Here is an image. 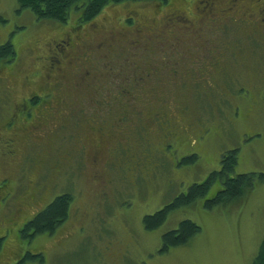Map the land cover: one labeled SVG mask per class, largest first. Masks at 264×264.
Here are the masks:
<instances>
[{"label":"rangeland","instance_id":"obj_1","mask_svg":"<svg viewBox=\"0 0 264 264\" xmlns=\"http://www.w3.org/2000/svg\"><path fill=\"white\" fill-rule=\"evenodd\" d=\"M156 1L111 5L82 23L77 22L80 12L72 11L59 23L37 20L16 0H0V45L9 41L16 52L13 61H0V181L7 178L11 190L0 213V229H6L0 264H16L27 252L33 257L19 264L253 261L264 238V181L256 177L254 187L236 200L209 209L198 198L173 208L155 229L144 227L143 216L218 169L224 152L237 151L230 176L264 173V15H256V3L251 7L240 0L232 16H227L231 10L223 13L203 0H193V8L191 0H183L181 8L192 10L187 20L168 11L178 0ZM135 11L159 21L164 15V24L158 21L147 34L123 27ZM101 33L121 37L122 43L111 40L115 47L109 52ZM57 38L72 42L63 49L65 56L56 55L52 39ZM209 42L215 43L213 54ZM47 56L53 64L49 71L43 61ZM79 59L84 61L80 68L74 63ZM72 63L67 82H61L66 90L47 82ZM151 70L156 73L148 74ZM78 79L85 82L81 87ZM132 84L147 87L131 90V98L119 103L121 90ZM46 88L56 93L49 97L59 107H48L46 101L49 115L33 134L21 127L24 118L18 120L25 111L22 104L30 94L43 97ZM102 98L105 110L99 112ZM127 107L133 124L127 128H135L124 139L116 137L112 158L111 150L88 136L95 128L91 120L100 122V113L111 119ZM119 133L125 134V128ZM172 133L175 142L165 150L163 142ZM193 154V163L182 162ZM66 192L74 201L53 233L25 231L31 217ZM183 219L198 224L200 233L184 246L159 253L162 233Z\"/></svg>","mask_w":264,"mask_h":264},{"label":"trees","instance_id":"obj_2","mask_svg":"<svg viewBox=\"0 0 264 264\" xmlns=\"http://www.w3.org/2000/svg\"><path fill=\"white\" fill-rule=\"evenodd\" d=\"M156 0H16V3L18 4V7L20 9H27L37 20L42 21H55L59 23H65L66 19L68 18V15L74 11V12H80L79 13V20L77 22H87L93 19V17H96L105 7L116 5V4H123L127 2H151ZM161 2H157L159 4L164 5L168 0H160ZM183 0H178L177 2L173 4L172 9H169L168 11L171 13L177 14H184V17L186 19L188 18L189 12L192 13V10L189 9V11L185 12V9L181 8ZM192 3V0H191ZM190 7V6H189ZM19 10V9H18ZM137 11L134 12V14H128L127 20L128 24L123 25V27H134V30L140 31L143 30L146 34L149 30L153 31L156 30L158 27V21L159 19L156 17L145 19L142 18ZM135 15L134 18H131L130 16ZM165 18V16H162ZM161 17L160 19V25L164 24V20ZM1 20V19H0ZM190 20V19H189ZM233 24V23H232ZM223 26V25H222ZM139 27V28H138ZM218 26H213V29H217ZM140 29V30H138ZM146 29V30H144ZM95 33V32H94ZM11 34H15V31H12ZM103 33L100 34L106 50H110L115 47V45L111 42V40H118L120 44L122 43L121 37L117 38H111L107 37V34L105 33V38L102 37ZM81 37V36H80ZM107 38V39H106ZM214 42V40L212 39ZM209 42L207 44V48L210 50L209 52L213 54L214 50L210 47V45L214 46L215 43ZM217 44H222V40H219ZM219 46V45H217ZM117 50V48H115ZM114 50V51H115ZM110 52V51H109ZM16 58V52L14 50V47L12 43L9 41H5L0 45V61L1 62H11ZM90 62V59H88ZM67 63L69 59H66ZM74 63H78V67L80 68L84 64L82 60L76 61ZM74 65L73 63L70 64L67 68L72 67ZM67 71V69H66ZM154 74L153 72H148V74ZM66 78V75H65ZM58 79L64 80V75L61 73V75L58 76ZM67 82V81H66ZM78 83V86H82L84 83L78 79L76 80ZM135 83V82H134ZM132 86H135L134 88H124L120 92V98L119 101L115 98H113V101H117L119 103H122L123 97L131 98V94L133 92H130L131 90H140L147 86H140L138 84H132ZM152 90V88H149ZM66 90V88H65ZM147 90V89H146ZM101 105V108L99 109V112H103L105 110L104 104L105 101L103 98L98 102ZM53 106L59 107V103H54ZM62 105H60L61 107ZM130 107H127V109L121 111L119 115H123V117H126L131 114ZM65 110V109H64ZM97 113V112H96ZM96 115V114H95ZM94 115V117H95ZM156 118H159V114L155 116ZM127 118V117H126ZM91 120L92 125L95 128H92L91 131L88 133V136H92L95 143L97 145H104L106 149L111 150L110 156L112 155V158L114 156V150H115V143L117 142V138L119 140L126 138L128 135H130L134 128H125L126 133H119L116 135L111 136L110 138V144L107 142L109 141L108 135L107 137L103 136V134H100V129L104 130L109 125V119L103 114L100 113V122H97L95 120ZM102 132V133H103ZM103 138H106L107 140H103ZM173 133L170 134L169 138H165L163 142L164 149L171 147L172 141L175 142V139H173ZM170 141V143H169ZM113 147H111V145ZM197 154V153H196ZM196 154H193L194 158H182V162L188 161V163H193L196 159ZM237 151L231 150L222 153L221 159H220V166L218 169H215L206 174L204 179L200 183H193L191 184L185 191L186 194H180L174 197V199L164 205L162 208L155 211L152 215H144L143 216V225L147 230H152L160 226L164 220L166 219V216L169 211H171L175 207L179 206H186L193 204L198 198H203V206L205 208H212L215 204H226L233 200H236V198L241 197L243 194L247 193L250 189L254 187V177L258 178L260 181H264V173H259L256 175L255 173H245V174H230L234 172V168L237 165V159H236ZM95 156V154H94ZM93 156V157H94ZM109 156V158H110ZM106 157L103 158L105 161ZM144 160V159H143ZM216 184V189L210 188L213 184ZM214 184V185H215ZM211 195L208 197L205 195L206 193ZM73 195L69 192L59 194L55 196L44 208H42L40 211H38L31 219H29L24 225V229L27 232H30V235L40 234V233H53L60 223L68 218V215L70 213L72 204H73ZM201 228L198 224H196L193 221H190L188 219L181 220L177 227L174 229L167 230L166 232L162 233L161 236V247L159 248V253H166L169 251L172 247H179L186 245L192 238H194L198 233H200ZM29 235V236H30ZM23 257L26 258H32L33 256L31 254H28V252L24 255H22V258H20L18 261H16V264H19V261L23 259ZM251 264H264V238L261 240L258 251L251 262Z\"/></svg>","mask_w":264,"mask_h":264},{"label":"flooded vegetation","instance_id":"obj_3","mask_svg":"<svg viewBox=\"0 0 264 264\" xmlns=\"http://www.w3.org/2000/svg\"><path fill=\"white\" fill-rule=\"evenodd\" d=\"M193 1V0H192ZM242 3H247L249 4L251 7L253 5V3H256L258 5V9L256 11V15H264V0H240ZM203 2L208 5H210L212 8H214V6L219 10L222 11L224 13L227 12V14L230 12V10L233 12L232 14L229 13V15L227 16H232L235 11L238 8V0H203ZM192 8L195 7V3L193 2L191 4ZM209 6V7H210ZM209 9V8H207ZM185 10L188 11L189 8L185 7ZM195 12H197L198 14L200 13V9H195ZM184 14H177L176 17L179 18H184ZM131 18H134L135 15L130 16ZM262 21H264V16L260 18ZM189 20V19H187ZM139 28V27H138ZM140 30V29H138ZM79 40H81V37H78ZM52 41L56 42L55 43V47H56V51L58 52V54L56 55H62L65 56L66 54H64L63 49L67 47H70L72 42L70 40V42L64 41V40H59L57 38V40H53ZM80 60V59H79ZM45 63V68L48 67V71H49V64L53 65L52 63L49 62V56H47L46 60H43ZM57 60H55L56 62ZM78 62V61H77ZM82 62H84L82 60ZM67 63V61H66ZM48 64V66H47ZM68 64V63H67ZM76 65L78 66V63H76ZM84 65V64H82ZM66 68H59L56 71H58V76L61 75V73L64 75V80L58 79V76H55L52 79V82H49L51 85H53V87H57V89L59 88H66V84L61 85V82L66 83L65 80V73H66ZM150 72H153V70H151ZM150 74V73H149ZM46 80V79H45ZM47 91L43 92V97L40 96V94H30V97L28 99H26V101L22 104L25 107V111L24 114H22L21 112V116L19 117L18 120H20L21 118H24L27 122L24 124H21V127L24 130H29L30 132H32L33 134H35V132L41 128L40 124L43 121V119L45 118V116L49 115L48 111L50 110L49 108L46 107L47 102L49 101L50 106H53V102L50 99V95H56V93L50 89V88H46ZM64 98V97H63ZM61 102V101H60ZM27 103L29 106H32L30 111L26 108V104ZM66 113V112H65ZM127 117V118H126ZM123 117V115H119V116H114L111 119H109V125L105 128V132L108 135V138L110 139L111 136L116 135V133L119 131V129L121 128H126V127H131L133 124L132 122L129 120V116ZM30 119L32 121V123L30 122ZM13 123V119L11 118L8 125H11ZM100 129V134H102V132L104 130ZM29 134L26 133L25 137L28 136ZM9 143V145L12 146L13 143V138H8L6 143ZM3 147H5V144L2 142ZM97 145V144H96ZM11 150L6 151L7 153H10ZM12 152V151H11ZM9 181L7 178H4L2 181H0V213L1 210H3V207L5 206V204L7 203V201L9 200L10 197V192L11 190L8 188V182ZM3 223L0 222V225H2ZM6 229H0V237H3L5 235Z\"/></svg>","mask_w":264,"mask_h":264}]
</instances>
